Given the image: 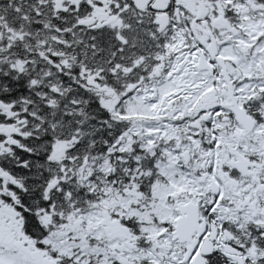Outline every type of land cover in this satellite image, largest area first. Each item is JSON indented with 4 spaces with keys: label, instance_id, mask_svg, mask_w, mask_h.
Returning <instances> with one entry per match:
<instances>
[{
    "label": "snow or ice",
    "instance_id": "6c2138e0",
    "mask_svg": "<svg viewBox=\"0 0 264 264\" xmlns=\"http://www.w3.org/2000/svg\"><path fill=\"white\" fill-rule=\"evenodd\" d=\"M0 264H264V0H0Z\"/></svg>",
    "mask_w": 264,
    "mask_h": 264
}]
</instances>
